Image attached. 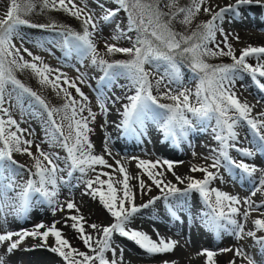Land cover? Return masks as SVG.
<instances>
[{
    "label": "rangeland",
    "instance_id": "obj_1",
    "mask_svg": "<svg viewBox=\"0 0 264 264\" xmlns=\"http://www.w3.org/2000/svg\"><path fill=\"white\" fill-rule=\"evenodd\" d=\"M209 1L0 0V264H143L155 257L153 251L157 258H171L170 264H190L194 251L203 264H216L215 253L225 250L235 264H264L257 260L264 227L252 222L253 216L264 220V209L252 201L264 192V164L256 180L248 173L254 163L238 152L253 159L262 153L264 117L250 116L238 96L264 112V97L257 91L264 94V82L255 74L264 54L236 52L244 34L264 32L243 28L238 33L230 25V33L221 34L218 26L228 17L216 18ZM157 2L174 12L167 27L155 32L161 16V8H153ZM121 7L125 11L117 24L128 16L131 25L115 35L108 23ZM73 14L77 18L70 19ZM135 24L157 40L166 38L168 49L196 28L204 29L202 49L215 53L221 65L210 77H200L165 48L157 52L146 41L140 48L131 35ZM20 36L28 46L17 52ZM199 63L196 68L202 69L204 62ZM101 77L105 81L98 83ZM125 127L137 136L170 129L187 150L185 158L171 159L120 137ZM201 127L212 139L200 136L191 143L185 132ZM113 130L126 151L114 144ZM233 134L244 143L233 142ZM196 146L213 153L204 157ZM189 164L195 166L191 171ZM170 177L178 186L168 187ZM169 198L202 206L209 235L214 227H225L227 234L200 240L155 218L154 210ZM133 209L113 229V222ZM184 217L191 233L203 230L193 225L192 214ZM169 225L182 230L191 254L179 255L183 244L173 243L175 237L162 230Z\"/></svg>",
    "mask_w": 264,
    "mask_h": 264
},
{
    "label": "bare ground",
    "instance_id": "obj_2",
    "mask_svg": "<svg viewBox=\"0 0 264 264\" xmlns=\"http://www.w3.org/2000/svg\"><path fill=\"white\" fill-rule=\"evenodd\" d=\"M209 3H210V12H213V14H215V17L216 18H226V16L228 17V19L227 20H222L224 23V25H225V27H229L230 25H228V21H230V20H232L231 22V26L234 28V30L236 31V32H238V33H241V31H244V29H250V28H255L256 30H258V31H262V32H264V17H260V16H262L263 14H264V0H210L209 1ZM257 12L258 13H260V16L257 14ZM219 24V23H218ZM244 28V29H243ZM233 30V31H234ZM250 31V30H249ZM248 31V32H249ZM257 31V32H258ZM237 33V34H238ZM20 38L22 39V42H21V44H20V46L17 48V47H15L14 46V50L15 51H17V52H20V50L22 51V50H26L27 49V44L28 43H26L25 41H24V39H23V37L22 36H20ZM27 41V40H26ZM239 51H242V52H257V53H260V54H264V35H262V34H244L241 38H239V40L237 41V49H236V52H239ZM241 52V53H242ZM259 54V55H260ZM261 56V55H260ZM264 69V61H262L261 63H259L258 64V69H257V71L255 72V74L257 75V76H259L260 78H261V80L264 82V73L262 72V70ZM103 73V72H102ZM97 76V75H96ZM100 77V76H99ZM91 78L92 77H90V80H91ZM98 78V77H97ZM99 80V82L98 83H102L103 81H105V79H104V77H101L100 79H98ZM92 82V81H91ZM95 83H96V81H95ZM253 83V82H252ZM259 85V84H258ZM92 86V85H91ZM252 86H254V87H256V85L255 84H252ZM261 86V85H260ZM92 88V87H91ZM257 88V87H256ZM255 88V89H256ZM94 89V88H93ZM129 89V88H128ZM246 89V88H245ZM127 90V89H126ZM248 90V89H247ZM246 91V90H245ZM257 91L259 92V93H261L262 94V97H264V94L262 93V91H261V89H257ZM127 92V91H126ZM125 92V93H126ZM132 92V91H131ZM119 94H120V92H119ZM122 94V93H121ZM132 94V93H131ZM115 95H117V94H115ZM115 95H113V96H115ZM123 95H125V94H123ZM122 95V96H123ZM126 95H127V93H126ZM259 95V94H258ZM257 95V96H258ZM121 96V95H120ZM129 96V95H128ZM127 96V97H128ZM255 96V95H254ZM131 97H132V95H131ZM256 97V96H255ZM103 98V97H102ZM105 98V97H104ZM103 98V99H104ZM117 98V97H116ZM122 98V97H121ZM112 99V98H111ZM239 99V101H240V103L241 104H244L248 109H249V113L251 114V115H253V116H259L260 117V120L262 119L261 117H264V112L261 114V112H258L257 111V109H256V107H254V105H252V103H250L248 100H246L245 98H244V96L242 95L241 97H239L238 98ZM118 102V101H117ZM113 103V102H112ZM122 103V102H121ZM116 104V103H115ZM120 105V104H119ZM108 106V105H107ZM104 107H105V105H104ZM111 107V106H110ZM124 107V106H123ZM113 108V107H112ZM117 108V107H116ZM120 108V107H119ZM114 109V108H113ZM121 109V108H120ZM121 112V111H120ZM157 112L158 113H160L161 115L163 114L164 115V112H163V110L161 109V108H157ZM250 115V116H251ZM260 120H258V119H255V121L257 122V123H259L260 122ZM253 122V121H252ZM262 122H264V119L262 120ZM110 123H112V122H109V125H110ZM160 124V123H159ZM255 124V123H254ZM105 126V125H104ZM108 126V125H107ZM140 126V125H139ZM248 126V125H247ZM253 126V125H252ZM112 127H114V125L112 126ZM116 127V126H115ZM120 128V127H119ZM116 129V128H115ZM137 129V128H136ZM262 129V128H261ZM106 130V129H105ZM108 130H109V128H108ZM107 130V131H108ZM112 130V129H111ZM119 130V129H118ZM127 130H128V128L127 127H125V129L123 128L122 130H120L119 131V133H120V137H127L128 136V132H127ZM154 130H156V129H154ZM255 130V129H254ZM148 131V130H147ZM202 132H204V133H206L205 132V130H201ZM260 131V130H259ZM109 132H110V130H109ZM112 132V131H111ZM139 132V131H138ZM235 133V132H234ZM110 134V133H109ZM115 132H114V130H113V135H112V138H113V141H114V144L115 145H117V147L120 149H122L123 151H126L127 150V147H120V144L118 143V141H117V139H116V137H115ZM151 134V133H150ZM161 134L163 135V137H164V141H169V139H171L172 138V136H173V132L171 131V130H169V135H167L165 132H163V131H161ZM237 134V133H236ZM249 134V133H248ZM260 134V133H259ZM119 135V134H118ZM200 136H202V137H205V135H201V134H196V133H194V134H190V135H188V138L190 139V141H191V143L193 142V143H196L195 141L197 140V138H199ZM237 136H238V134H237ZM237 136L235 135V134H233L231 137H232V141L233 142H235V143H244L243 141H241V139H237ZM262 136V135H261ZM119 137V136H118ZM140 137H141V133H140ZM175 137V136H174ZM129 138V140H131L132 138L131 137H128ZM125 139V138H124ZM206 139H208V137H206ZM261 139V138H260ZM119 140V139H118ZM252 141H253V139H252ZM250 142V141H249ZM177 143H178V141H177ZM248 143V142H247ZM135 144V143H134ZM240 145H242V144H240ZM239 145V146H240ZM134 146V145H133ZM130 147V146H129ZM128 147V148H129ZM136 147V146H135ZM175 147L176 148H178L177 147V145H175ZM235 147V146H234ZM248 147V146H247ZM133 148V147H132ZM256 148V147H255ZM259 148V147H258ZM157 148H155L154 149V151L156 150ZM253 149V148H252ZM158 150H161L160 152L162 153V154H166V155H169V157L171 158V159H178V160H182L183 158H185L183 155H184V153H179V155H177V154H175L176 156H174V154L173 153H170L169 151H172L170 148H166V149H163L162 147H159V149ZM235 150V149H234ZM133 152V151H132ZM150 151H148V153H149ZM239 152V154L240 155H242L243 157H245L246 159H247V162L249 161V162H253L254 163V159H253V157L252 156H250V155H247V154H245V152L244 151H238ZM248 152V151H247ZM146 153H147V151H146ZM147 153V154H148ZM250 153V152H249ZM157 154V153H156ZM82 156V155H81ZM260 156H261V159H260V161L262 162V164H264V146H263V148H262V153L260 154ZM83 159V158H82ZM81 161V160H80ZM105 161V160H104ZM107 161V160H106ZM92 162H94V161H92ZM85 163V162H84ZM103 163V162H102ZM106 163V162H105ZM104 163V164H105ZM230 163V162H229ZM82 164V163H81ZM92 164V163H91ZM183 164H186V163H181V165H183ZM90 165V164H89ZM94 165V164H93ZM101 165V164H100ZM92 166V165H91ZM103 166V165H102ZM170 166V165H169ZM172 166V165H171ZM170 166V167H171ZM180 166V165H179ZM187 166H188V164H187ZM262 166V165H261ZM107 167V166H106ZM193 167L195 168V166H193L192 164H189V170L191 171V170H193ZM172 168V167H171ZM257 168V167H256ZM186 170H187V168H186ZM185 171V170H184ZM183 171V172H184ZM244 171V170H243ZM262 172H263V170L262 169H259V168H257V169H255V170H249L248 171V173H251L252 175L253 174H257L256 176H261V174H262ZM179 173V172H178ZM168 174V173H167ZM171 174V173H170ZM170 174H168V175H170ZM184 174H185V172H184ZM179 175V174H178ZM177 175V176H178ZM182 175V174H181ZM180 175V176H181ZM191 175V174H190ZM248 175V174H247ZM241 176V175H240ZM189 177V176H188ZM251 177V176H250ZM179 178V177H178ZM167 179V178H166ZM170 180H169V186L168 187H176V185L178 184V183H176L175 181H176V179L175 178H172V179H174V181H172L171 180V177L169 178ZM192 179V178H191ZM251 179V178H250ZM188 180H190V178L188 179ZM187 180V181H188ZM254 180V179H253ZM246 182V181H245ZM47 183H48V181H47ZM257 183V182H256ZM184 184V187H187L186 185H187V183H183ZM237 184V183H236ZM260 184V183H259ZM189 185V184H188ZM258 185V184H257ZM178 186V185H177ZM62 190V189H61ZM71 190V189H70ZM56 191V190H55ZM54 191V192H55ZM72 191V190H71ZM250 191V190H249ZM124 192V191H123ZM258 192H259V190H258ZM258 192H256V193H258ZM250 193V192H249ZM48 194V193H47ZM62 194V193H61ZM55 197V196H54ZM176 197V196H175ZM253 197V199H252V201H254V202H256V206L259 208V209H264V192H263V190H262V192L260 191L256 196L255 195H253L252 196ZM193 198V197H192ZM122 199V198H121ZM175 199V198H174ZM250 199V200H251ZM56 200V199H55ZM50 202V201H49ZM177 202H179V201H177ZM34 203V202H33ZM171 203H173V202H171ZM252 203V202H251ZM173 204H175V203H173ZM38 205V204H37ZM176 205V204H175ZM175 205H173L172 206V208H171V212H169L168 213V215H169V217H171V218H175V211H176V209H175ZM202 206H197V205H195V207H194V210H193V213H191L192 215H193V217L197 220V224H199L200 225V228H202L203 230H205V232L206 233H208V228H211L210 227V225H209V220L206 218V216H204V214H203V209L201 208ZM28 208V207H27ZM32 208V207H31ZM42 208V207H41ZM164 208L166 209V208H168L167 206H164ZM191 208V206H189L188 207V209H190ZM11 209V208H10ZM14 211V210H13ZM151 212V211H150ZM24 213V212H23ZM184 213H185V211L183 210V208L182 209H180L179 211H178V219H183L184 218ZM39 214V213H38ZM186 214V213H185ZM137 215V214H136ZM189 215V214H188ZM162 216V215H161ZM19 217V216H18ZM139 217V216H138ZM150 217V216H149ZM189 217V216H188ZM210 217V216H209ZM23 218V217H22ZM146 218V217H145ZM190 218V217H189ZM16 218H14V220H15ZM27 219V218H26ZM35 219V218H34ZM260 218L259 217H256V216H253V220H252V222H259L258 223V225H261V227H264V220H259ZM33 220V219H32ZM41 220V219H40ZM153 220V219H152ZM230 220V219H229ZM233 220V219H232ZM9 221V220H8ZM7 221V222H8ZM11 221V220H10ZM43 221V220H42ZM34 223V222H33ZM40 223V222H39ZM143 223V222H142ZM142 223H138V226H142L143 224ZM167 223V222H166ZM189 223V222H188ZM193 223V222H192ZM251 223V222H250ZM43 224V223H42ZM160 223H158V225H159ZM169 224V223H168ZM253 224V223H252ZM162 225V224H161ZM234 225V224H233ZM23 226V225H22ZM144 226V225H143ZM170 226V225H169ZM229 226V225H228ZM250 226H252V225H250ZM255 226V225H254ZM232 227V226H231ZM156 228V227H155ZM164 226L162 227V230L163 231H166L167 232V234L168 235H172L173 236V238L175 239V241L173 242V243H176L177 241H178V239H179V241L180 242H182V244H183V251L180 253L179 252V255L181 254V255H186V251L188 252L187 253V255H189V254H191V252L190 251H192L193 250V248H191L190 249V247H189V244H188V240L187 241H183L182 239L184 238V233L182 232V230H178V229H175L173 226H170V228L169 229H167V228H164ZM39 229V228H38ZM184 229V228H183ZM260 229V228H259ZM262 229V228H261ZM22 230V229H21ZM61 230V229H60ZM7 231V230H6ZM135 231V230H134ZM134 231H132V232H134ZM141 231H144V230H142V228H141ZM148 231V230H147ZM212 231H213V229H212ZM60 232V231H59ZM130 232V231H129ZM162 232V231H161ZM210 232V231H209ZM263 232V231H262ZM11 233V232H10ZM15 233V232H14ZM31 234H32V232H30ZM135 233V232H134ZM251 233V232H250ZM24 234V233H23ZM189 234V233H188ZM211 234V233H210ZM29 235V236H28ZM43 235V234H42ZM147 234H146V232H145V234H143V236H146ZM164 235H166L165 233H164ZM164 235H163V237H164ZM212 235V234H211ZM21 236H23V235H21ZM25 236L27 237L28 236V238L30 237V234H29V232L28 233H26L25 234ZM131 236H132V234H131ZM26 237H24V238H26ZM32 237V236H31ZM167 237V236H166ZM170 237V236H169ZM248 237H250V235L248 236ZM258 237V236H257ZM20 238H22L23 239V237H20ZM135 238V237H134ZM171 238V237H170ZM172 239V238H171ZM187 239V238H186ZM185 239V240H186ZM21 240V239H20ZM166 240V244H167V240L168 239H165ZM217 240V239H216ZM255 240H257V239H255ZM22 241V240H21ZM164 241V240H163ZM169 241V240H168ZM218 241V240H217ZM220 241V240H219ZM190 242V241H189ZM22 243H24L23 241H22ZM38 243H40V242H38ZM42 243V242H41ZM163 243V242H162ZM169 243H171V241H169L168 242V244ZM209 242H207V244H208ZM143 244V243H142ZM172 244V243H171ZM182 244H181V246H182ZM42 245V244H41ZM164 245V244H163ZM170 245V244H169ZM172 246V245H171ZM171 246H169V247H171ZM209 248H215V244L214 243H209V245H207ZM221 248V247H220ZM170 249H172V247L170 248ZM185 249V250H184ZM163 250V252H161V254L162 255H168V251L169 250H166V249H162ZM260 250V249H259ZM156 252L157 251H153V253H152V255H154L155 257H152V258H149V259H144V261H142V263L143 264H152L150 261L152 260V259H154V264H170V260H171V258H166V259H163L164 258V256H162V257H159V258H157V256H158V254H156ZM226 250L225 251H222L221 253H215V255H216V264H235V260L231 257V256H229L228 254H226ZM158 253V252H157ZM172 257H173V253H169ZM193 254H195L196 256H194L193 257V259L190 261V264H203L202 263V259H201V257H200V253H198V255H197V252H193ZM223 254V255H222ZM231 254V253H230ZM257 254V253H256ZM236 257V256H235ZM250 257H251V254H250ZM155 258H157V259H155ZM186 259V258H185ZM189 259V258H188ZM187 259V260H188ZM186 260V261H187ZM238 261V260H237ZM189 262V261H188ZM31 264V263H30ZM210 264H215V262L213 261L212 263H210ZM255 264V263H254Z\"/></svg>",
    "mask_w": 264,
    "mask_h": 264
},
{
    "label": "trees",
    "instance_id": "obj_3",
    "mask_svg": "<svg viewBox=\"0 0 264 264\" xmlns=\"http://www.w3.org/2000/svg\"><path fill=\"white\" fill-rule=\"evenodd\" d=\"M126 1L127 3H129L131 0H126ZM150 3L153 4V1H150ZM155 4L156 5L155 6L153 5L154 6L153 8L155 7L161 8V11H160L161 16H160L159 22L157 21L158 23L153 25V30L156 32L159 30L160 27L162 29L167 27L169 19L174 11H173V8H170V9L166 8V5L163 3L157 2ZM73 18H77V16L73 14L70 19H73ZM181 19L186 20L188 18L186 16ZM193 27H197V26H193ZM65 30L67 32L70 31L69 29H65ZM134 37H136L135 39L136 43L139 45L140 48H142V43L146 41L148 42L149 45L151 44L153 47H155L157 49V52L164 50V48L167 49L168 54L170 55L172 59L184 64L186 67L196 72L200 77H205V78L210 77L221 65L220 63L221 60L216 59L215 53L211 51L208 52V51H205V49H202V44L204 43V40H205V34H204V29H201V28H196L195 30H193L192 34H190L186 40H184L183 42H176L177 44L171 46L172 47L171 49H168V46H167L168 42L166 38L162 39V41L157 40L155 39V37L150 36L148 33L143 31V28L137 24L134 25ZM195 48H197L196 51H200L199 53L202 58L195 57L197 56L195 53V50H193ZM201 61L204 62L203 63L204 67L202 66V69L196 68L197 64L202 65L199 63ZM233 66H234L233 64H230L229 69H232ZM173 110L175 109L173 108Z\"/></svg>",
    "mask_w": 264,
    "mask_h": 264
}]
</instances>
